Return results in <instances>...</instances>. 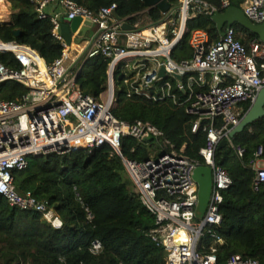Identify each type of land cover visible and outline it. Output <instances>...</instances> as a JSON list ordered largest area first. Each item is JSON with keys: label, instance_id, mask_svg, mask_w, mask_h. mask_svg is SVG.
Returning <instances> with one entry per match:
<instances>
[{"label": "built area", "instance_id": "obj_1", "mask_svg": "<svg viewBox=\"0 0 264 264\" xmlns=\"http://www.w3.org/2000/svg\"><path fill=\"white\" fill-rule=\"evenodd\" d=\"M32 1L39 18H49L53 23L52 33L61 41L63 52L48 65L31 46L0 39V84L17 81L28 88L18 101L0 100V194L10 206L39 212L52 227L60 229L63 220L48 201L31 192H17L14 171L26 168L30 156L63 155L75 150L91 153L109 144L121 157L142 204L155 217L150 235L166 253L164 264H222L217 256L219 246L225 242L219 233L223 222L220 205L223 192L233 181L228 171L217 165L215 152L219 143L227 139L239 158L245 156L246 148L236 144L229 133L240 122L242 104L252 102L264 87V42L252 39L246 46L241 41L243 33L233 26L226 28L217 41H212L205 29H195L189 38L192 57L181 61L173 58V51L188 31V20L198 12L212 16L216 10H225L230 0H221V8L204 0H179L177 5L169 0L171 8L161 11L163 18L156 22L146 21L140 13L135 14V20L129 16L118 18L114 15L117 3L95 12L74 0ZM3 4L0 2V23L8 22L12 14L9 0H3ZM243 6L255 23L264 21V0H245ZM146 7L145 11L150 9ZM77 17L82 22L68 43L60 32L61 23ZM87 19L93 22L90 30L94 28V34L87 37L89 30L85 36H78ZM125 23L132 27L125 29ZM2 52L13 53L18 66H7L1 59ZM98 55L109 60L108 88L99 96L84 94L78 75L84 64ZM162 66L168 74L166 78L159 75ZM117 72L123 74L129 86L128 96L137 94L154 101L171 99L178 103L177 90L187 93V112L196 116L193 132L203 127L208 134L200 151L203 166L212 167L214 173L213 191L202 218L197 217L199 187L194 179L200 164L175 150L155 153L145 160L129 158L123 152L124 136L149 142L163 136V131L150 121L130 123L114 116ZM238 106L241 110L235 111ZM262 160L264 146L259 145L250 160L256 170L255 190L264 184ZM73 190L91 221L93 212L77 186ZM89 248L98 254L103 243L95 238ZM224 264L262 263L235 254Z\"/></svg>", "mask_w": 264, "mask_h": 264}, {"label": "trees", "instance_id": "obj_2", "mask_svg": "<svg viewBox=\"0 0 264 264\" xmlns=\"http://www.w3.org/2000/svg\"><path fill=\"white\" fill-rule=\"evenodd\" d=\"M9 1L12 14L10 21L0 23V39L31 46L48 65L53 64L61 57L63 46L52 33L51 20L39 18L32 0ZM74 1L95 12L117 3L119 16H129L130 20L136 19V13L151 22L163 18L158 8L145 11L143 0ZM204 1L221 8V0ZM244 1L230 0L231 5L239 8H243ZM172 3L177 5L179 0ZM187 25L188 31L172 54L177 61L192 57L189 38L193 30L205 29L212 41L221 37L212 16L205 12L194 14ZM233 27L243 33L241 41L248 47L252 39H259L238 24ZM16 31H21V35L16 36ZM1 59L9 67L18 66L11 52H2ZM108 63V59L98 55L84 64L77 78L84 94L99 96L107 90ZM123 80V74L117 72L114 116L130 123L150 121L163 131V136L149 142L124 136L123 152L129 158L145 160L155 153L175 150L200 165L205 164L200 151L208 134L203 127L193 132L196 116L187 112L188 104L184 103L187 93L177 90L178 103L171 99L154 101L137 94L128 96L129 86ZM27 92L28 88L17 81L0 84V100L18 101ZM250 105L251 102L242 104V116ZM234 142L246 148L243 158L229 144L215 152L217 165L225 168L233 181L223 192L224 201L220 205L223 222L219 233L225 242L217 250L218 261L224 264L230 256L240 254L264 264V184L259 190L254 189L256 170L250 164L258 146H264V118L237 134ZM127 179L121 157L109 144L91 153L75 150L63 155L30 156L26 168L14 171L16 190L20 194L31 192L38 199L48 201L64 225L56 229L41 213L10 206L0 194V264H164L166 253L150 235L155 217L126 183ZM74 186L94 214L91 221L75 199ZM95 238L103 243L98 254L89 248Z\"/></svg>", "mask_w": 264, "mask_h": 264}, {"label": "water", "instance_id": "obj_3", "mask_svg": "<svg viewBox=\"0 0 264 264\" xmlns=\"http://www.w3.org/2000/svg\"><path fill=\"white\" fill-rule=\"evenodd\" d=\"M145 5L150 8H158L162 12H167L171 8V2L169 0H143ZM116 17H120L117 11H114ZM212 20L215 22L220 35L225 34V29L234 26L235 24L240 25L249 32L256 34L259 39L264 42V21L262 23H255L251 20L243 11L234 5H230L224 11L216 10L212 15ZM82 19L80 17L74 18L72 20L65 19L60 26V32L68 43L72 42L73 32L78 30ZM92 20L87 19L84 21L83 26L78 31V36H85L90 30ZM132 26L128 23L124 24L125 29H130ZM16 36L21 35V31H16ZM163 60H161L162 62ZM81 73V72H80ZM79 73V74H80ZM160 77H167L164 66L160 68ZM79 77V75H78ZM176 77L182 80V76L176 75ZM264 118V87H262L257 93L255 99L251 102L249 109L241 117L240 122L232 128L229 135L232 139L236 137L237 134L243 132L248 126L255 123L257 120ZM228 144L227 139H223L218 147H222ZM194 179L198 183V195H199V206L198 210L201 212L202 217L204 216L207 207L210 202L211 194L214 185V173L210 166L199 165L194 171ZM126 183L131 185L130 179L126 180ZM134 191L138 193V189L134 187ZM197 217H199L197 213Z\"/></svg>", "mask_w": 264, "mask_h": 264}, {"label": "rangeland", "instance_id": "obj_4", "mask_svg": "<svg viewBox=\"0 0 264 264\" xmlns=\"http://www.w3.org/2000/svg\"><path fill=\"white\" fill-rule=\"evenodd\" d=\"M243 8H244V6H243ZM146 21H148V20H146ZM94 32H95V30H94V28H93L92 30L89 31V34H88L87 37H90L91 35H93ZM75 40H76L77 42H81V38H76ZM78 66H79V65H77L76 68H78ZM240 110H241V108H240L239 106H238V107H235V111H240ZM130 187L134 190V186H133V184L130 185ZM197 213H198L199 217L202 218L201 212L198 210V208H197Z\"/></svg>", "mask_w": 264, "mask_h": 264}, {"label": "crops", "instance_id": "obj_5", "mask_svg": "<svg viewBox=\"0 0 264 264\" xmlns=\"http://www.w3.org/2000/svg\"><path fill=\"white\" fill-rule=\"evenodd\" d=\"M10 2V1H9ZM11 3V2H10ZM12 5V3H11ZM10 21V20H9ZM260 165L264 167V160L260 161Z\"/></svg>", "mask_w": 264, "mask_h": 264}, {"label": "bare ground", "instance_id": "obj_6", "mask_svg": "<svg viewBox=\"0 0 264 264\" xmlns=\"http://www.w3.org/2000/svg\"><path fill=\"white\" fill-rule=\"evenodd\" d=\"M1 4H3V0H0ZM3 6L5 7V4H3Z\"/></svg>", "mask_w": 264, "mask_h": 264}]
</instances>
